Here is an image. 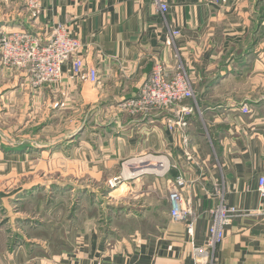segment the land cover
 Instances as JSON below:
<instances>
[{
    "label": "crops",
    "instance_id": "obj_1",
    "mask_svg": "<svg viewBox=\"0 0 264 264\" xmlns=\"http://www.w3.org/2000/svg\"><path fill=\"white\" fill-rule=\"evenodd\" d=\"M166 2V15L154 0H41L34 11L0 4V30H27L48 41L53 29L63 25L80 41V55L100 73L97 85L80 82L67 64L61 82L35 89L28 74L6 68L0 59V112L28 109L31 125L41 106L44 115L50 114L51 104L59 109L84 101L91 105L90 116L80 118L70 137L55 143L42 139L38 147L30 143V153L38 152L30 157L44 152L60 157L71 145L78 197L83 187L97 194L100 183L115 178L123 193L137 179L132 204L138 215H125L128 220L119 219L112 227L92 223L84 235L81 208L74 252L38 264H197L196 248L210 251L208 227L221 196L251 215L226 228L208 264H264V200L258 193L264 177V0ZM175 31L180 35L169 44ZM158 62L170 77L183 65L194 82L195 98L148 116L126 114L123 103L138 94ZM181 114L186 126L169 131L168 121ZM53 121L30 134L46 138ZM4 145L0 136L2 162L21 151ZM180 176L195 214L193 239L169 214V193ZM34 190L30 200L37 195ZM54 192L50 189V195ZM89 192L83 198L91 203ZM0 255L3 261L2 247Z\"/></svg>",
    "mask_w": 264,
    "mask_h": 264
},
{
    "label": "rangeland",
    "instance_id": "obj_2",
    "mask_svg": "<svg viewBox=\"0 0 264 264\" xmlns=\"http://www.w3.org/2000/svg\"><path fill=\"white\" fill-rule=\"evenodd\" d=\"M2 3L19 5L15 0H0V4ZM88 104L89 102L84 101L60 109L58 105L51 104L50 114L48 112L44 115L41 111L44 106H41L38 108V113L35 112L31 125L28 109L25 111L16 109L10 114L5 110L0 112V136L3 138L4 146H15L13 148L15 151L21 148V151H16L15 156L6 155L7 159L4 162L0 160V247L3 248V261H0L2 264H38L43 259H51L67 251L73 253L74 247L78 246L77 236L73 234L75 217L81 208L84 211L83 220L86 224L83 229L84 235L92 223L112 227L118 224L119 219H126L125 215L139 214L138 206L132 204L134 196L138 194L137 186L133 183L136 178L130 181L131 184L126 186L128 190H124L123 193H120L123 190L121 186L112 188L110 183L107 185L100 183L97 194L90 193L91 189L83 187V190H80L83 195L78 197V191L75 190L76 172L73 164L70 163L73 162V155L68 153L71 145L64 150L66 155L60 157L50 152L30 157L31 153H38H30V143L38 147L37 144L41 143L42 139H45V143H55L70 137L79 127L80 118L90 116L92 110H90L91 105ZM123 108V112L130 114L127 107ZM26 111H29L27 127H25ZM52 120L55 122H50L51 127L44 132L46 138L30 134V129L40 128L43 122ZM32 184L37 186L31 188ZM131 187L134 192H131ZM30 189H36L35 199L30 200ZM50 189L56 192L50 195ZM108 191L114 192L113 197L109 196ZM116 191L119 193L115 194ZM88 192L94 196L91 203L90 199L85 201L83 198ZM32 217H35V220ZM131 220L133 223L136 222L134 217ZM76 224L79 226L78 223ZM105 231H102L103 235ZM44 247H50V250L46 252Z\"/></svg>",
    "mask_w": 264,
    "mask_h": 264
},
{
    "label": "built area",
    "instance_id": "obj_3",
    "mask_svg": "<svg viewBox=\"0 0 264 264\" xmlns=\"http://www.w3.org/2000/svg\"><path fill=\"white\" fill-rule=\"evenodd\" d=\"M24 5L27 10H36L41 0H15ZM220 4L222 0H212ZM163 15L169 6L166 0H154ZM180 32L171 33L168 40L172 44L175 36ZM82 45L79 40L68 35L65 26L58 25L53 29L52 37L48 41L22 29L0 30V59L2 64L11 70L28 74L33 88H41L45 84L61 82L64 67L71 65L72 76L80 82L97 85L100 82L98 68L90 64L80 55ZM195 98L194 82L183 65H180L173 76H168L162 63H155L148 78L143 82L138 94L123 103L133 116H148L156 111L176 108ZM243 112L248 113L247 108ZM187 114V109H185ZM168 129L176 132L185 127L183 115L168 121ZM120 178L110 182L112 188L118 186ZM185 179L180 176L172 184L170 201V218L173 223L184 224L190 238H195L196 219L190 200L184 198ZM258 193L264 200V177L259 178ZM251 215L235 206H229L223 196L211 212V222L208 227L207 247L210 251L196 248L199 257L197 264H208L210 252H215L218 245L225 239V230L240 217Z\"/></svg>",
    "mask_w": 264,
    "mask_h": 264
},
{
    "label": "water",
    "instance_id": "obj_4",
    "mask_svg": "<svg viewBox=\"0 0 264 264\" xmlns=\"http://www.w3.org/2000/svg\"><path fill=\"white\" fill-rule=\"evenodd\" d=\"M108 193L110 194L111 192H110V191H108Z\"/></svg>",
    "mask_w": 264,
    "mask_h": 264
}]
</instances>
